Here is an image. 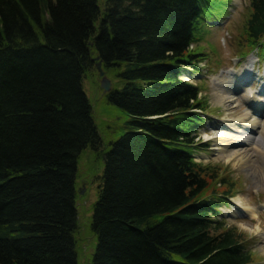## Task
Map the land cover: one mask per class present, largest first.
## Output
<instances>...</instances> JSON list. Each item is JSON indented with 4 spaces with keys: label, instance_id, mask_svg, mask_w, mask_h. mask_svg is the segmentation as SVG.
<instances>
[{
    "label": "trees",
    "instance_id": "16d2710c",
    "mask_svg": "<svg viewBox=\"0 0 264 264\" xmlns=\"http://www.w3.org/2000/svg\"><path fill=\"white\" fill-rule=\"evenodd\" d=\"M250 8L245 54L264 61V0ZM201 13L200 0H0V264H77V161L101 145L83 89L95 57L129 118L101 151L89 264H256L195 162L206 105L181 76L202 57Z\"/></svg>",
    "mask_w": 264,
    "mask_h": 264
},
{
    "label": "rangeland",
    "instance_id": "374dc122",
    "mask_svg": "<svg viewBox=\"0 0 264 264\" xmlns=\"http://www.w3.org/2000/svg\"><path fill=\"white\" fill-rule=\"evenodd\" d=\"M106 0H97L99 8H104ZM202 9L197 29L194 33V43L190 51L201 54V60L196 63V68H188L183 79L200 89L199 99L206 105L205 121L198 133L199 143L207 146L204 151L195 153V161L204 168L206 188L203 197L218 196L219 208L218 221L224 228L233 229L241 234V239L247 250L253 255L256 264H264V183L260 180V170L264 169V159L256 153L254 166L244 167L238 159L225 161L220 154L213 150L216 139H207L205 134L212 137L219 127L224 129V123L229 118H236L245 113H252L253 107L248 105L242 96L250 91H259L257 102L264 111V63L263 52L260 50L245 57L248 49V36L245 33V23L251 13L250 0H200ZM264 45V38L262 39ZM253 57V77L247 78L239 91H232L236 98L233 104L223 106L217 102L214 95L217 92L226 93L234 83L230 82L228 72L239 70L249 57ZM235 58L238 61H235ZM105 76L110 81L111 87L116 80L111 73L105 71ZM101 77L94 68L83 80V89L91 105L92 117L101 139L97 150L88 148L84 150L77 161L76 177V210L77 227L74 234L77 253V264H89L95 252L97 238L91 230L93 207L97 200L100 177L102 175L104 160L101 151L109 148V143L115 141L124 133V125L128 115L117 106L107 101L101 88ZM234 85V84H233ZM253 100V97H249ZM235 104V106H234ZM207 115V116H206ZM258 119L264 117L257 116ZM245 148L243 145L231 149ZM83 193L80 195L79 190ZM227 196L228 201L223 197ZM240 197L243 206H251L257 210L258 219L250 217L234 204V198ZM260 229L257 230V226Z\"/></svg>",
    "mask_w": 264,
    "mask_h": 264
},
{
    "label": "bare ground",
    "instance_id": "6f19581e",
    "mask_svg": "<svg viewBox=\"0 0 264 264\" xmlns=\"http://www.w3.org/2000/svg\"><path fill=\"white\" fill-rule=\"evenodd\" d=\"M253 63L254 60L251 56L242 68L239 70L234 69L228 72V75L231 77L230 82H234V85L232 84L230 88H228V92H217L214 95L218 103L227 107L235 102L236 98L231 93L233 90L239 91L240 87L246 82L247 78L254 76L252 72ZM259 93L261 94L259 91H250L246 94V96H242V99L248 103L249 107H253L252 113L247 112L239 117L229 118L224 123V129L219 127V130H216V134L212 137L205 134L207 139H216L213 150L220 154L225 161L229 162L233 159H238L243 168L254 166V159L257 157L256 153L260 150V148L264 149V119H258L256 117V115L264 117V111H262L256 98V95ZM251 96L253 97V100L249 99ZM240 145H243L245 148L237 150L229 149ZM258 157L264 159V152H260ZM260 180L264 183V169L260 170ZM75 191L77 196L76 186ZM80 191H82V189L79 190V194ZM233 201L236 207L242 209L250 217L251 221L259 218L257 210L251 206H243L240 197H235ZM256 228L258 230L260 229V226L258 225Z\"/></svg>",
    "mask_w": 264,
    "mask_h": 264
},
{
    "label": "water",
    "instance_id": "95a60500",
    "mask_svg": "<svg viewBox=\"0 0 264 264\" xmlns=\"http://www.w3.org/2000/svg\"><path fill=\"white\" fill-rule=\"evenodd\" d=\"M94 61H95L96 70L99 76L102 77L101 88L104 90L105 93L109 92L111 90V84H110V81L107 79V77L104 75V71L102 70V67H101V62L98 61V58H95ZM82 193L83 191H80V194Z\"/></svg>",
    "mask_w": 264,
    "mask_h": 264
}]
</instances>
